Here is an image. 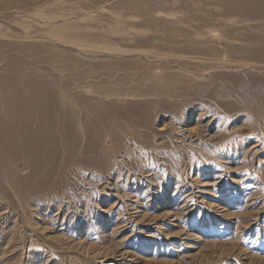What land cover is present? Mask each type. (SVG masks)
<instances>
[{
  "label": "rangeland",
  "instance_id": "rangeland-1",
  "mask_svg": "<svg viewBox=\"0 0 264 264\" xmlns=\"http://www.w3.org/2000/svg\"><path fill=\"white\" fill-rule=\"evenodd\" d=\"M0 264H264V0H0Z\"/></svg>",
  "mask_w": 264,
  "mask_h": 264
}]
</instances>
